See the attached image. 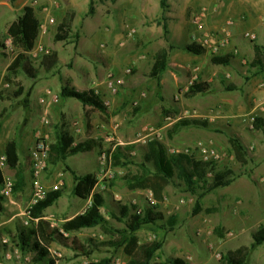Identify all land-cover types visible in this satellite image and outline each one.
Segmentation results:
<instances>
[{"label":"rangeland","instance_id":"374dc122","mask_svg":"<svg viewBox=\"0 0 264 264\" xmlns=\"http://www.w3.org/2000/svg\"><path fill=\"white\" fill-rule=\"evenodd\" d=\"M90 1L0 0V40L6 44L5 48H0V152H5L9 140L18 141L22 166L27 170L24 190L29 193V201L33 193L34 152L43 143L49 156L52 142L49 125L53 121L70 131L75 139L73 146L82 145L85 148L69 154L55 166H50L46 159L42 172L45 190H64L62 197L46 211L52 222L60 224V218L85 211L90 204L91 200L73 194V171L80 175L95 173L99 181L96 191L106 197L103 212L115 227L125 226L128 217L121 214L124 205L129 206L131 212L156 207L163 213L162 221L146 225L138 232L142 242L165 241L157 254L158 260L176 257L189 264H223L224 256L234 252L246 257L247 264H264V243L253 246L254 232L264 225V104L255 105L254 100L245 96V90L253 84L264 90V71L260 72L251 64L255 54L253 49L245 51L233 46L232 37L231 44L220 54L230 55V64L239 58L242 73L233 77L231 82L226 77L220 82L222 70L228 65H216L209 59V66L217 72L214 87L200 76L194 78L195 74L184 72L181 74L184 82L179 87L168 80L172 88L163 90L162 86L158 87V81L149 76L156 54L170 45L173 47L171 54L172 49L184 42L186 33H189L192 43L201 46L197 41L200 33L194 36L197 28L192 18L203 6L210 12L208 29H219L228 18H233L234 35L243 0H202L189 10H182V22L169 16L170 12H174L171 9L172 0H168L169 8L165 10L160 6V0H93L94 12L89 13ZM173 1L178 3L179 0ZM186 1L191 4L194 0ZM253 1L258 15H264V0ZM29 4L35 7L41 21L36 46L27 53L36 68L35 76L22 69L15 73L10 68L19 50L8 35V27ZM213 15L221 19L218 27L211 26ZM63 22L69 23L70 35L66 39H58L59 26ZM246 32L254 31L240 30V40L252 48L251 41L254 46L256 39L246 37ZM204 53L213 57L205 49ZM48 54L56 57L51 66H47L52 61L51 58L46 60ZM181 59L185 60L184 57ZM110 81L114 82L115 91L110 88ZM65 84L80 91L95 90L104 100L108 115L85 107L75 98H60ZM203 85L207 89H198ZM231 86L233 88L228 89ZM30 89L31 96L26 103ZM213 89L212 104H216L217 109L220 104L226 103V99L232 106L234 100L243 99L246 110L232 118L224 115L228 112L232 114L231 109L215 112L207 111L205 101L198 105L194 97ZM163 102L170 106L166 107L170 110L169 115H165L163 109L160 115L156 112L161 108L157 104ZM184 117L207 119L212 126L210 129L183 128L169 138L168 130ZM231 137H238L245 145L247 163L237 160ZM153 138L164 142L171 154L189 150V155L210 163L205 174L208 183L234 179L231 184L208 192L202 199L204 207H219L218 212L194 215L196 196L187 190L178 176L166 187L161 202L155 199L151 190L129 187L128 181L144 163L147 143ZM201 140L212 142L219 152L217 159L203 158L196 148ZM118 145L132 147L128 152L132 162L127 167L112 165L111 154ZM147 167L154 169L152 164H147ZM0 169L4 181L6 178L15 180L14 170L8 167ZM172 215L178 217V223L170 228L165 221ZM22 217L25 226L26 216L22 214ZM120 217L123 218L120 220ZM219 225L224 229L223 236L214 231ZM101 233L96 227L78 234L83 238L93 234L100 238ZM9 245L15 255L7 259L6 250L2 257L0 247V264H36L33 257H23L21 251L17 253L15 249L18 247L14 248L11 240ZM56 249L62 257L50 256L55 262L48 264H89L104 257H113V264H126L129 259L123 248H102L91 257L71 254L64 248Z\"/></svg>","mask_w":264,"mask_h":264},{"label":"trees","instance_id":"16d2710c","mask_svg":"<svg viewBox=\"0 0 264 264\" xmlns=\"http://www.w3.org/2000/svg\"><path fill=\"white\" fill-rule=\"evenodd\" d=\"M160 6L165 10L169 8L168 0H160ZM94 12L93 0L90 1L89 13ZM167 28L166 25H164ZM71 27L68 22H63L59 26L58 39H66L69 37ZM41 32V21L36 14L35 7L31 4L23 8V13L14 20L8 27V35L12 39L13 45L19 50L18 55L11 64V70L17 73L20 69L26 71L29 75L35 76L36 68L27 55L32 51L37 43ZM6 44L0 40V48H5ZM171 45L159 51L155 56V62L150 71V77L158 81V87L161 88V77L169 66ZM190 52L195 54H203L204 49L192 43L187 46ZM254 59L252 66L256 67L260 72L264 71V45L254 41ZM51 58L49 65L56 62V57L46 55V60ZM212 63L216 65H229L231 61L230 55H215L211 57ZM53 63V64H54ZM206 87L208 84L206 83ZM205 85L198 86V89H207ZM233 86L228 87L232 89ZM32 89L28 91L25 102H29ZM60 98L63 100L75 98L85 107L89 106L105 115L108 114V108L95 90L80 91L69 84L62 86ZM165 115L170 114V110L163 109ZM259 121V120H258ZM1 126V124H0ZM212 124L209 120L203 118L184 117L178 119L168 130V137L178 133L183 128L199 127L211 128ZM259 126L258 124L256 125ZM262 126V125H260ZM260 128V127H258ZM49 134L52 139L49 149L48 164L55 166L59 162L65 160L69 154H75L85 147L82 145L73 146L75 139L68 129L59 127L57 124L50 122ZM230 142L239 162L245 164L248 160L247 149L238 137H231ZM132 147H122L118 145L112 152V165L114 167H127L131 164L129 151ZM5 153L7 155L8 168L15 171V185L13 193H17L26 185L25 168L22 166L19 143L16 139H11L6 143ZM144 163L139 165V171L133 175L129 181L131 189L151 190L155 199L161 202L164 199V191L171 184L173 179L178 176L181 178L189 192L196 196L193 214L197 215L201 212L207 214L219 211V207H204L202 199L210 191L218 186H227L234 180L227 179L225 181H217L208 183L205 178L206 171L210 163L202 162L194 156L184 152L171 154L167 145L159 139L153 138L147 143V151L144 156ZM147 164H152L154 169L151 170ZM74 186L73 194L83 199H89L90 204L87 209L74 216L66 219L61 224H54L45 218V211L53 206L63 195V188H56L47 191L46 197L33 205L30 213V223L25 226L19 233L22 240V248L25 246L35 250L38 257L34 261H42L50 259L54 263L55 260L50 258L49 247L52 243H56L66 249L72 250L77 255L91 257L95 250L102 248H123L129 256L126 264H189L181 258H167L158 260L157 254L163 248L165 241L163 239L142 242L138 237V232L146 225L157 224L164 219V215L156 207H148L141 211L131 212V208L127 205L122 207L121 214L128 217L125 226L122 228L115 227L103 212L106 206V197L103 193L96 191L98 186V178L95 173L77 174L73 171ZM4 183L3 172L0 169V185ZM5 197L0 194V212L3 209V201ZM136 208V207H135ZM1 217V215H0ZM120 217L119 219L121 220ZM166 225L173 228L178 223L176 215L166 219ZM99 227L104 235V240H96L93 237L81 239L77 233L83 229ZM223 228L216 226L214 231L223 236ZM254 244L261 245L264 243V225H261L253 234ZM14 240L15 237H14ZM22 249V250H23ZM47 256V257H46ZM49 256V257H48ZM89 264H113V257H104L97 262ZM223 264H247L246 257L240 256L238 253L230 252L224 256Z\"/></svg>","mask_w":264,"mask_h":264},{"label":"crops","instance_id":"0c3cea01","mask_svg":"<svg viewBox=\"0 0 264 264\" xmlns=\"http://www.w3.org/2000/svg\"><path fill=\"white\" fill-rule=\"evenodd\" d=\"M201 1L202 0H194L191 4H189V3H187L186 0H179L178 3L174 2L172 0L171 4H173V5H172L171 9L174 12H170L169 16L172 17L173 19L178 18V20L174 19V21L182 22L183 21L182 10H183V12H185L186 9L189 10V8H192V6L200 4ZM175 6H176V10L174 9ZM254 7H255V3L253 0H246V3H245V0L240 2V16H239V20L237 21L236 27L234 28V35L232 38V45L233 46H237L238 48H242L245 51H250L253 49V53H254L253 42L251 41L252 48L249 45L247 47L244 44V42L242 40H240L241 37L239 36L240 35L239 32H240V30H243V29H246V31H254L258 36L256 41L259 44L264 45V15H261V14L258 15V11L255 10ZM221 11H222V9H220V12ZM217 15H213V17L211 18V26L218 27L220 25L221 19H219ZM198 32L199 31L196 29V32H194V36ZM186 34L187 35H185L186 39L184 40V42L179 47H176V48L172 49V51H171L170 58H169V67L167 68V70L165 71V73L163 74V76L161 78V84H162L163 90H164V88L165 89H168V88L171 89L172 88L168 84L169 83L168 80H171V82L173 84H175V86L179 87L180 84H182L184 82V81L182 82V79H181V74L184 72H187V73L190 72L193 75L196 74L197 76H200V78H203V80L211 83L212 87H214V84L216 83V78H215L217 75L216 69L210 67L208 64V60L211 59V57L208 56L207 53L195 54V53L189 52L186 49V47L188 44L192 43V41L189 39V35H188L189 33H186ZM179 35H181V33H179ZM181 57H184L185 60H182ZM241 73H242V70L240 67L239 58H236L231 64L228 65L227 69L222 70V74L220 75L221 76L220 82L222 80H224V77L229 78L228 81L231 82V79H234L233 77H239V76H241ZM251 88L248 90H245V96H248L249 100H254L255 105L264 104V101H262V100H264V90L263 89L259 90L260 88L255 87L254 84L252 85ZM213 92H214V89L212 92L211 91H208L206 93L201 92L197 96H195L194 98L197 99L198 105H200V102L205 101L203 103L205 106H207L206 107L207 111H211V110L213 111L214 110L215 112L216 111L223 112V109H225V111L228 112L227 109H229V110L231 109L232 114H229V112H228L224 115H227V116L232 117V118H234V117H236V115L242 113L243 110H246V103L244 102L243 99H240L237 101L234 100L235 104L233 106L231 103L229 104V100L226 99L227 100L226 103L223 102V104L219 105V109H217L216 104H212V99L214 98ZM222 100H224V99H222ZM157 105L161 107L159 110H156L158 115H160L162 113V109H164L166 107L170 108V106H168L164 102L162 104H157ZM158 106H156V107L158 108ZM234 108H236V109H234ZM153 109H155V105H153ZM160 110H161V113H160ZM235 113H237V114H235ZM25 173L27 175V170H25ZM26 181H27V177H26ZM28 202H29V193L27 190H24V188H23V190H21L17 193H13L12 197H5V199L2 203L3 209H2V212H0V215H1V217H0V243H1L0 247L2 250V253H1L2 257H3V252H5L7 249L10 248L9 244H2V239H4V238H8L9 240H11V244H13V247L14 248H15V246L18 247L17 249H15V251L18 253H19V251H21V255H23V257H33L34 259H35V257H38L36 251L32 250L31 247L25 246L23 249L22 244L20 243L22 240L18 237L20 231L25 227L22 223V220H23L22 214H23V211H24L25 207L27 206ZM46 211H45V215H46ZM82 212H84V211H82ZM82 212H80V213H82ZM77 214H79V212L72 215V216H69L67 218L62 217V218H60V221L64 222L66 219L73 218ZM45 218L48 219V216L46 215ZM48 220H50V219H48ZM89 229H92V228H89ZM83 230H88V229H83ZM78 233H77V235L81 239H85L87 237H93L96 240H104L105 239L104 236H106L103 233H101V235L99 236L100 238L94 237L93 235H95V234H93L92 236L89 235V236H86L83 238ZM14 237L16 240H14ZM51 246L58 247V248H64V247H62L56 243H52ZM64 250H65V252H71V254L74 253L70 249L64 248ZM99 250H101V249L95 250V252L99 251ZM49 260L50 259H43L42 261L36 262V264H48V263H50Z\"/></svg>","mask_w":264,"mask_h":264},{"label":"built area","instance_id":"2783aa9c","mask_svg":"<svg viewBox=\"0 0 264 264\" xmlns=\"http://www.w3.org/2000/svg\"><path fill=\"white\" fill-rule=\"evenodd\" d=\"M209 9L203 6L198 12H196L192 18L193 25L199 31L197 35V41L206 51L210 52L213 56L220 55L223 50L231 44V38L233 37V27L235 25V20L233 18H228L225 23L216 30H211L207 28V21L209 17ZM245 36L251 40L257 39V34L255 32H246ZM234 52H238L234 49ZM197 78V75H194ZM109 86L112 90L115 89V84L110 81ZM264 86V83H262ZM198 152L203 156L205 160L217 159L219 157V152L216 147L213 146L212 142L199 141L196 145ZM179 153V152H178ZM184 153L190 154V151H184ZM35 157V167H34V179H33V193L30 201L25 208L23 214L26 216L24 221L25 226L29 225L30 213L34 204L46 197L47 191L42 183V172L46 166V159L48 158V151L44 144H40L38 149L34 152ZM8 167L7 165V155L5 152H0V168ZM15 185V180L13 178H6L2 187L0 188V194L4 197H10L13 194V188ZM55 224V223H54ZM4 244H9V239H3ZM50 256L59 258L62 257V253L56 249V247H49ZM18 253V252H17ZM14 252L7 249L5 257L7 259H12L14 257Z\"/></svg>","mask_w":264,"mask_h":264}]
</instances>
